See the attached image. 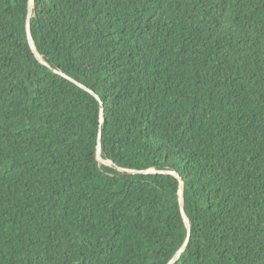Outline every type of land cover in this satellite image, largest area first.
I'll use <instances>...</instances> for the list:
<instances>
[{"label":"trees","instance_id":"trees-1","mask_svg":"<svg viewBox=\"0 0 264 264\" xmlns=\"http://www.w3.org/2000/svg\"><path fill=\"white\" fill-rule=\"evenodd\" d=\"M187 232L172 264H264V0H0V264Z\"/></svg>","mask_w":264,"mask_h":264},{"label":"water","instance_id":"water-1","mask_svg":"<svg viewBox=\"0 0 264 264\" xmlns=\"http://www.w3.org/2000/svg\"><path fill=\"white\" fill-rule=\"evenodd\" d=\"M34 4V0H29V9H31V7L33 6ZM26 33H27V40H28V43H29V46L30 48L32 49V51L35 53L36 57L42 62L43 60L40 58L39 54L37 53L36 51V48H35V44H34V41H33V38H32V35H31V32H30V25H29V19H27V23H26ZM55 72L65 76V74L61 71H58V70H54ZM74 83H76L77 85H79L80 87L84 88L85 90L89 91L92 95H94L95 97L96 94L94 93L93 90H90L89 88L83 86L81 83L77 82L76 80H72ZM96 157L98 160H102V157H101V135L100 133H98L97 135V140H96ZM144 171H152V170H144ZM132 172H136V170H132ZM163 172H168V173H173V171H163ZM176 175V174H175ZM178 179H179V196H180V206H181V211H182V216H183V219H184V222H185V225L188 229V232H189V222H188V219L187 217L185 216L184 212H183V208H182V196H183V183H182V180H181V177L178 176ZM187 232V237L185 239V241L183 242V244L179 247V249L176 251V253L174 254V256L172 257L171 261L169 262V264H172L175 260H177L179 258V256L182 254V252L184 251V249L186 248V245H187V241L189 239V233Z\"/></svg>","mask_w":264,"mask_h":264},{"label":"rangeland","instance_id":"rangeland-1","mask_svg":"<svg viewBox=\"0 0 264 264\" xmlns=\"http://www.w3.org/2000/svg\"><path fill=\"white\" fill-rule=\"evenodd\" d=\"M99 161V163H102V160H98Z\"/></svg>","mask_w":264,"mask_h":264}]
</instances>
